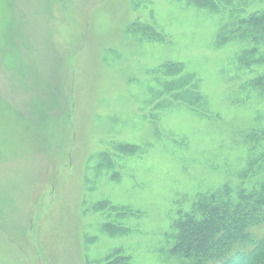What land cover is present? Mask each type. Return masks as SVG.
<instances>
[{"label":"rangeland","instance_id":"obj_1","mask_svg":"<svg viewBox=\"0 0 264 264\" xmlns=\"http://www.w3.org/2000/svg\"><path fill=\"white\" fill-rule=\"evenodd\" d=\"M220 4L0 0V264H180L175 221L264 182V0Z\"/></svg>","mask_w":264,"mask_h":264},{"label":"trees","instance_id":"obj_2","mask_svg":"<svg viewBox=\"0 0 264 264\" xmlns=\"http://www.w3.org/2000/svg\"><path fill=\"white\" fill-rule=\"evenodd\" d=\"M200 7L221 9V0H193ZM231 2V0H225ZM238 36L253 47L239 56L241 66L264 63V55L257 57L264 46V12H256L242 20ZM253 84L264 92V74ZM10 141L7 147L11 148ZM15 146V145H14ZM264 225V182L256 188L238 192V199L225 188L203 197L192 211L175 221V245L172 255L181 258L180 264H264V233L258 237L255 228ZM116 232L114 228L106 226ZM105 264H130L121 250L112 253Z\"/></svg>","mask_w":264,"mask_h":264}]
</instances>
